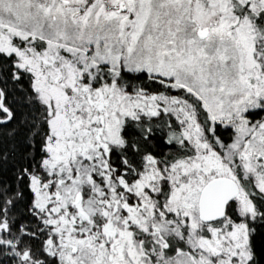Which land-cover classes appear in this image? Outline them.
Returning <instances> with one entry per match:
<instances>
[{"label": "snow or ice", "instance_id": "obj_1", "mask_svg": "<svg viewBox=\"0 0 264 264\" xmlns=\"http://www.w3.org/2000/svg\"><path fill=\"white\" fill-rule=\"evenodd\" d=\"M0 264H264V0H0Z\"/></svg>", "mask_w": 264, "mask_h": 264}]
</instances>
